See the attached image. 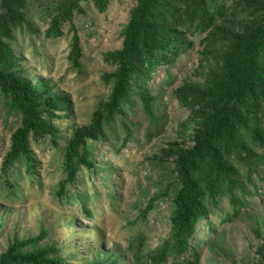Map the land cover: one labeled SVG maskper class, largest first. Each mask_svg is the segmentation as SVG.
Masks as SVG:
<instances>
[{
    "label": "rangeland",
    "instance_id": "rangeland-1",
    "mask_svg": "<svg viewBox=\"0 0 264 264\" xmlns=\"http://www.w3.org/2000/svg\"><path fill=\"white\" fill-rule=\"evenodd\" d=\"M141 2L108 0L103 8L99 0H0V44L10 47L17 62L16 69L0 64V76L24 81L34 91L33 106L56 134L31 139L35 172L23 159L5 175L3 163L24 125L26 108L20 97L0 87V258L15 240L46 232L45 239L22 252L55 247L64 264H139L137 248L144 259L170 237L180 156L232 104L219 103L214 90L264 23V0L165 2L144 24L145 34L153 29L184 51L173 66L167 63L147 81L142 93L147 103L136 89L137 75L132 78V109L124 104L125 115L107 124V139L91 149L97 172L75 158L79 173L70 180V143L98 117L106 119L120 72L113 55L124 51ZM204 11L208 18L200 23ZM61 16L64 21L57 24ZM54 27L57 34L49 35ZM258 102L244 118L264 128V99ZM257 151L264 155V149ZM254 170L250 178L259 197H249L247 209L222 225L216 216L229 211L225 199L210 216L215 232L199 224L192 241L200 253L198 264H264V159ZM237 172L243 182L249 168Z\"/></svg>",
    "mask_w": 264,
    "mask_h": 264
},
{
    "label": "trees",
    "instance_id": "trees-1",
    "mask_svg": "<svg viewBox=\"0 0 264 264\" xmlns=\"http://www.w3.org/2000/svg\"><path fill=\"white\" fill-rule=\"evenodd\" d=\"M99 1L101 4H98L103 8L108 2ZM167 1L169 0H142L141 11L132 22L124 51L113 55L114 61L120 66V72L115 81L112 103L106 119L98 117L90 126L80 129L70 143L66 162L70 180L75 179L79 173L75 158H78L79 166L97 172L94 166L96 156L91 149L107 139L106 125L115 122L117 115H125L124 104L127 105V111L132 109V78L137 75L135 80L139 84H136V89L141 94L144 93L146 83L154 73L167 63L173 66L184 51L178 43L165 39L153 29L145 34L144 24L158 16V9ZM10 13L16 15L13 10ZM206 18L208 12L204 11L200 23ZM61 21H64L62 16L57 24ZM55 28L49 35L57 34ZM79 47L76 39L73 49L77 50L74 54L77 66ZM12 55L13 52L7 44H0V64L6 65L8 69H16L17 62ZM263 63L264 23L247 38L244 48L231 67V72L226 76L225 83L217 85L214 90V98L219 103L232 104L216 118L213 126L196 146L180 156V185L174 189L170 237L159 250L149 253L144 259L141 250L137 248L135 255L139 264H198L200 253L192 245V241L199 224L205 222L210 225L211 232H215L210 224V216L225 199L230 206L229 211L226 216H216L220 217L222 225L234 221L251 205L249 197H259V189L252 185L253 180L250 177L255 171L254 168L264 159V155L257 151L264 149V128L259 125L258 120L244 117L253 110L255 103L260 104L258 100L264 99V73L261 70ZM136 65L140 67L139 72ZM0 87L5 92L20 97L26 108L24 125L14 136L12 148L3 163V172L8 175L9 170L23 159L26 161L27 170L30 173L35 172L36 166L31 159V139L39 141L49 135L55 137V130L41 120L38 109L33 106L34 91L24 81H8L0 76ZM142 97L147 103L145 94ZM240 167L249 168L243 182L237 175ZM249 186H253L252 190ZM156 200L157 198L154 199ZM45 237L46 232H42L38 238L32 240H15L0 258V264H64L57 258L59 251L55 247L34 250L30 254L22 252L40 243Z\"/></svg>",
    "mask_w": 264,
    "mask_h": 264
}]
</instances>
